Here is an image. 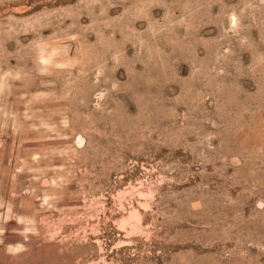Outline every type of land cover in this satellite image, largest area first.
Listing matches in <instances>:
<instances>
[{
    "label": "rangeland",
    "instance_id": "374dc122",
    "mask_svg": "<svg viewBox=\"0 0 264 264\" xmlns=\"http://www.w3.org/2000/svg\"><path fill=\"white\" fill-rule=\"evenodd\" d=\"M0 264H264V0H0Z\"/></svg>",
    "mask_w": 264,
    "mask_h": 264
}]
</instances>
